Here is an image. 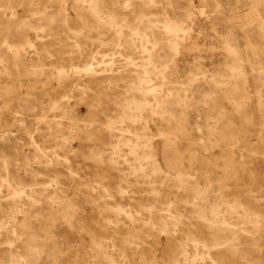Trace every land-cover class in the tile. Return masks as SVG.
<instances>
[{
  "label": "rangeland",
  "instance_id": "obj_1",
  "mask_svg": "<svg viewBox=\"0 0 264 264\" xmlns=\"http://www.w3.org/2000/svg\"><path fill=\"white\" fill-rule=\"evenodd\" d=\"M0 213V264H264V0H0Z\"/></svg>",
  "mask_w": 264,
  "mask_h": 264
},
{
  "label": "bare ground",
  "instance_id": "obj_2",
  "mask_svg": "<svg viewBox=\"0 0 264 264\" xmlns=\"http://www.w3.org/2000/svg\"><path fill=\"white\" fill-rule=\"evenodd\" d=\"M109 17V16H108ZM115 26H116V28L118 29V31L120 32V33H122L123 31H124V29L126 28V24L125 23H119L118 21H115ZM132 33H134V34H138L139 33V30L138 29H135V30H133V32ZM112 60V59H111ZM102 65V64H101ZM111 65V64H110ZM121 66V65H120ZM109 70V69H108ZM164 75V74H163ZM135 76V75H134ZM137 79V78H136ZM165 84V83H164ZM164 86V85H163ZM69 89V88H68ZM107 104V103H106ZM167 105V104H166ZM32 113H34V112H32ZM31 113V114H32ZM93 171V170H92ZM61 193V192H60ZM194 195V194H193ZM7 206V205H6ZM247 210V209H246ZM256 212V211H255ZM1 214V213H0ZM184 217V216H183ZM122 219V218H121ZM200 219V218H199ZM203 220V219H202ZM139 221V220H138ZM186 221V220H185ZM186 223H188V221L186 222ZM189 224V223H188ZM224 224V223H223ZM185 225V224H184ZM221 225V224H220ZM246 225V224H245ZM148 226V225H147ZM119 227V226H118ZM224 232V231H223ZM236 233V232H235ZM216 235L217 234H219L220 235V233H215ZM224 233H221V235H223ZM226 234V233H225ZM226 236V235H225ZM224 236V237H225ZM220 237V236H219ZM236 237V236H235ZM226 238V237H225ZM237 238V237H236ZM215 239H216V237H215ZM214 239V240H215ZM227 240V239H226ZM232 240V239H231ZM234 240H236V239H234ZM233 240V241H234ZM176 241V240H175ZM229 241V240H228ZM104 242V241H103ZM214 242H216V241H214ZM214 242H213V244H214ZM178 243V242H177ZM194 243V242H193ZM211 243V242H210ZM140 244H142V243H140ZM219 244V243H218ZM223 244V243H222ZM221 244V245H222ZM194 245V244H193ZM200 245V244H199ZM190 246H191V244H190ZM202 246V245H201ZM223 246V245H222ZM225 246H227V245H225ZM224 246V247H225ZM192 247V246H191ZM196 247V246H195ZM204 247V246H203ZM22 248V247H21ZM144 248V247H143ZM175 248V247H174ZM202 248V247H201ZM141 250H142V248H140ZM206 250V249H205ZM205 250H204V253H205ZM196 251V250H195ZM114 252V251H113ZM139 252V251H138ZM207 253V252H206ZM205 253V254H206ZM150 254V253H149ZM208 254V253H207ZM143 255V253L141 254V256ZM145 256H146V254H144ZM200 255V254H199ZM209 255V254H208ZM148 257H149V255H148ZM164 257V256H163ZM10 259V258H9ZM147 259V258H146ZM226 260V259H225ZM152 261V260H151ZM191 261V260H190ZM228 261V260H227ZM127 262V261H126ZM140 263V262H139ZM153 263V262H152ZM191 263V262H190ZM9 264V263H8ZM29 264V263H28ZM123 264V263H122ZM128 264V263H127ZM136 264V263H135ZM194 264V263H193Z\"/></svg>",
  "mask_w": 264,
  "mask_h": 264
}]
</instances>
